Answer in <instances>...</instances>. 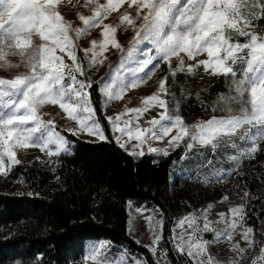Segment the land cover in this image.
<instances>
[{
  "label": "snow or ice",
  "instance_id": "snow-or-ice-1",
  "mask_svg": "<svg viewBox=\"0 0 264 264\" xmlns=\"http://www.w3.org/2000/svg\"><path fill=\"white\" fill-rule=\"evenodd\" d=\"M61 4L62 0H0V68L25 69L11 78L0 77V175L6 176L21 163L19 149L38 147L50 157L69 151V141L57 131L54 122L43 119L45 106H58L68 120L76 123L77 127L68 129L72 135L84 133L107 140L91 101L89 89L93 81L78 79V75L85 76V68L77 51L82 50L89 65L95 66L107 59L104 54L109 47L121 53L119 67L100 89L109 101L123 99L129 88L135 89L151 79L152 71L139 78L135 74L144 72L157 58L168 64L172 77L185 68L192 73L202 67L211 76L230 78L229 93L221 94L211 106L213 113L225 115L214 114L207 120L186 124L175 94L171 93L172 101L161 98V94H170L166 87L169 77L165 76L159 81L157 92L142 99V107H126L123 112L106 117L112 131L120 133L115 139L121 148L136 141L130 155L168 156V149L179 147L182 142L189 152L197 145L212 151L224 145L235 150L228 158L238 164L242 158H253L262 150L264 34L256 31L253 21L264 18V0H84L82 6L90 8L91 15L78 13L82 25L78 27L61 13ZM125 5L118 24L104 23ZM121 27L134 32L126 49L116 36ZM94 28H101V38L92 40L91 47L80 49L78 41ZM142 44L150 47L139 48ZM136 52H146L147 56L133 61L137 66L129 79L121 73L126 60H131ZM200 56L206 58L198 59ZM10 57H18L19 61L13 62ZM173 58L178 60L176 68L172 67ZM186 60L193 63L185 64ZM237 65L241 66L239 70ZM169 103L174 108L170 109ZM156 106L163 109L159 118L153 117L147 121L148 127H141L139 117ZM173 131L175 134L170 135ZM169 136L166 147L151 146L152 141ZM211 208L208 205L198 210L199 215L192 212L178 220L171 237L176 250L187 255L192 264H220L208 253L209 245L222 239L232 242L237 230L242 229L239 235L248 248L241 247L239 241L231 243L230 250L239 253L240 259L228 264H246L256 241L253 228L245 226V206L231 207L228 216L219 213L215 222L208 219ZM146 219L152 233L151 245L146 247L155 254L164 239L163 219ZM214 224H223L224 228L218 229ZM209 232L214 233L211 241L203 238ZM89 262L130 264L127 250L113 254L111 242L103 240L89 246L83 264ZM131 264L148 262L131 257ZM251 264H264V247L259 248Z\"/></svg>",
  "mask_w": 264,
  "mask_h": 264
},
{
  "label": "trees",
  "instance_id": "trees-1",
  "mask_svg": "<svg viewBox=\"0 0 264 264\" xmlns=\"http://www.w3.org/2000/svg\"><path fill=\"white\" fill-rule=\"evenodd\" d=\"M253 24L258 33L264 34V18ZM240 40L244 42V38ZM77 54L85 65L82 50ZM10 59L19 61L18 57ZM240 67L237 65V70ZM21 71L25 69H2L0 73L12 77ZM161 71L169 77L166 101H172L174 93L181 116L225 115L213 113L211 106L221 94L229 93L230 78L214 76L200 84L193 73L186 71L172 77L164 62ZM92 81L91 101L107 140L74 136L55 125L72 143L71 151L51 156L47 166L34 158L15 165L6 176L0 175V264H83L88 238L124 245L148 264H191L171 239L176 219L203 202L238 194L243 195L245 220L253 228L256 241V248L246 260L250 264L251 258L258 255L259 240L264 239V155L254 163L235 166L228 158L235 154L230 147L221 145L212 151L197 145L189 152L182 143L168 156L152 153L134 157L116 143L103 110L101 84ZM168 107L174 108V104ZM186 165H192L194 172H175L176 167L186 169ZM200 169L203 174L198 173ZM226 173H230L228 185L200 189L203 181H214ZM130 198L137 205L148 201L160 209L164 239L155 254L137 243L127 230L126 204Z\"/></svg>",
  "mask_w": 264,
  "mask_h": 264
},
{
  "label": "rangeland",
  "instance_id": "rangeland-1",
  "mask_svg": "<svg viewBox=\"0 0 264 264\" xmlns=\"http://www.w3.org/2000/svg\"><path fill=\"white\" fill-rule=\"evenodd\" d=\"M101 2L103 3V2H105V0H101ZM83 4H84V0H62V4L60 6L61 13L65 16V18L67 20L73 21L74 27L82 26L81 22L78 20V17H77L78 13H82L84 15H91L90 8H84L82 6ZM126 8H127V5L122 7L119 10V12L112 13L111 16L104 21V23L118 24L120 13H122ZM133 14H134V11H133ZM137 23H139V21ZM100 33H101V28L92 29L88 36H85L83 39L78 41L80 47L82 49L91 47V41L92 40H94V39L98 40L101 38ZM133 35H134V32L132 31L131 28H128L127 31H125L124 27L119 28L117 33H116L118 41L124 46L125 49L128 47L129 41L132 39ZM146 47H150V46L144 45V44L139 46V48H146ZM83 55H84V53H83ZM104 55L107 57V59L104 61V63L102 65L96 64L95 66H90L89 65V59L86 57H85L86 64L84 65L85 75L90 77L92 80H98L100 82L101 86L106 81H109L111 74L113 73V71L115 69H117L119 67V62L121 60V53L118 50L111 48V47H109V50L107 52H105ZM146 56H147L146 52L134 53L131 60H126L125 66L123 68V72L121 73V75L122 76L126 75L129 79L132 78L133 70L137 66L136 63H134L133 61L137 60L138 58H140V59L146 58ZM204 58H206V57L205 56L198 57V59H204ZM65 59H66V62L71 63V61H67V58H65ZM162 63L163 62L158 61V58H157V60H154L153 63L150 64L148 66V68H146L144 70V72L136 73L135 74L136 77L139 78V77L145 76L150 71L154 72V74L151 76V79H148L146 83H143L142 85H140L139 87H137L135 89L129 88L126 91V93L124 94L123 99H121V100L109 101L107 99V97L101 92L102 97H103V110H104L105 115L107 117L108 116H114L115 114H117L119 112H123L126 107L127 108L142 107L143 106L142 105V99L146 96H149L153 93H156L158 90V87H159V81L165 77V74L162 73V71H161V64ZM190 63H193V61H188V60L185 61V64H190ZM157 64H158V66L154 67V65H157ZM177 64H178V60L173 58L172 67L176 68ZM1 70H2V68H0V71ZM184 71L187 72V69L185 68ZM192 73L195 75L196 79L199 80L200 84H203V82H205V81L212 80L214 77L208 73H205L202 67L195 69ZM0 77L11 78V77H8V76L1 74V73H0ZM102 77L104 78L103 80H101ZM78 79H81V77L79 75H78ZM66 83H70V81H66ZM101 86H100V89H101ZM161 98L166 100V95L161 94ZM42 111L44 113H46V115L43 116V119L45 121L52 120L55 125L60 126L61 128H64L66 130H68L69 128L77 127V125L74 121H70L67 119L66 115L62 112V110L58 106H45V108ZM162 111H163V109L159 108L158 106L150 107L147 112H144L143 115L139 117V124L141 125V127H148L149 125L147 124V121L151 120L153 117L159 118V113ZM129 115H131V114H129ZM212 115H214V114H212ZM212 115H189V116H182V117L184 118V121L186 124L192 125V124H195L199 120H207ZM124 119H128V117H125ZM113 134L115 137L120 135V133H114V132H113ZM174 134H175V131H173V133L170 135H174ZM77 136L85 138V139H89V140H99L96 137H90L84 133H81ZM125 139H127V137H125ZM168 139H170V136L166 137L162 141H152L151 146L152 147H160V148L166 147ZM135 143H136V141H134V140L131 141L126 146V148L131 150L132 145ZM71 144L72 143L69 142V145H68L69 150L71 148L70 147ZM50 147L53 150L55 149L54 145H52ZM146 147L147 146H145V150H146ZM172 149L173 148H169L168 151H170ZM17 155H18V159L21 160V163H25V164L29 163L34 158H38L41 161V166H47L49 163V158H50V156H48L45 152H41L38 147H32V148H28V149H19L17 151ZM231 155H234V154H231ZM263 155H264V146H262V150L258 151L253 158H242L238 164L234 161L233 162H234L235 166L251 164V163H254V162L260 160L263 157ZM216 158L218 159L219 157H216ZM186 167L187 168L185 169L182 166H178V168L177 167L175 168V172H178V173H181L183 171H187L190 173L194 172L195 168L192 165H190V166L186 165ZM203 172H204L203 169L198 170L199 174H203ZM229 176H230V173L220 174L218 176V178L214 181H203L202 184L200 185V189L206 191V190L214 189L217 185H220V186L221 185H228L230 183ZM224 197L225 196L203 202L200 205H197L194 208H192L186 214L192 213V212H197V215H199L198 210L202 211L205 208H207L208 205H212V208L208 213V219L215 222V221L219 220V215H218L219 213L223 212L226 214V216H228V215H230L229 209L231 207L241 205V204L244 205L242 194H238V195L233 196V197L227 196L228 197L227 200H224L223 199ZM129 202H131V204ZM126 205H127V210H128V214H129L128 225H127L128 232L137 241H139L143 245H145V246L151 245L152 233L149 229V222L146 218L149 216H152V217H155L157 220L162 219L160 209L158 208V206H156L154 204H149L148 201H144L141 204L137 205L136 200L132 199V198L127 200ZM245 213H246V211H245ZM186 214H184L183 216H185ZM183 216L178 217L176 219L173 229L175 228L178 220L180 218H182ZM201 223H202V221H201ZM245 226L251 227L250 225L247 224L246 220H245ZM214 227H216L218 229H222V228H224V225L223 224H214ZM262 227H263V225H262ZM175 230L177 233L180 232L179 228H176ZM241 231H242V229L237 230V234L234 235V239L232 242H229L226 239H222L218 243L213 242L212 244L209 245L208 253L215 259V261L220 262V264H228V262L230 260H239L240 259V254L237 252H233L230 249H231V243H235L236 241L240 242L241 247L248 248V245L241 239V236L239 235V233ZM203 238L205 240L211 241L214 239V233H211V232L205 233ZM102 240L103 241H109L106 239H98V238L86 239V252H87L90 245L94 244L97 241H102ZM259 242H261L260 247H264V239L259 240ZM111 244H112V253L113 254L118 255L120 252L127 250V252L129 253L130 264H131V257H136L142 261H145L142 256L131 251L126 246L116 245L112 242H111ZM252 252L248 253L247 257H248V255L252 254ZM157 258H158L159 262L163 263L162 257L158 256ZM253 258L254 257L251 258V261ZM190 262L192 264L191 259H190ZM89 264H90V262H89ZM250 264H251V262H250Z\"/></svg>",
  "mask_w": 264,
  "mask_h": 264
},
{
  "label": "crops",
  "instance_id": "crops-1",
  "mask_svg": "<svg viewBox=\"0 0 264 264\" xmlns=\"http://www.w3.org/2000/svg\"><path fill=\"white\" fill-rule=\"evenodd\" d=\"M70 147H72V146H70ZM71 149H72V148H70V150H69V151H71ZM126 149H127V150H129V151H131V150H130V149H128V148H126Z\"/></svg>",
  "mask_w": 264,
  "mask_h": 264
}]
</instances>
